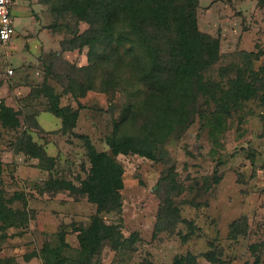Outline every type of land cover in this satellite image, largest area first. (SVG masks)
<instances>
[{
  "label": "rangeland",
  "instance_id": "374dc122",
  "mask_svg": "<svg viewBox=\"0 0 264 264\" xmlns=\"http://www.w3.org/2000/svg\"><path fill=\"white\" fill-rule=\"evenodd\" d=\"M65 1L49 0L50 19L42 26L50 33L56 29L63 32L62 41L70 45L74 33H83L88 24L76 23L75 17L66 10ZM198 1V28L219 39L221 55L205 73L207 79L228 83L235 75L236 66L249 63L250 70L264 82V8H259L256 0ZM17 29L24 33L21 27ZM20 39L24 38L20 37L18 44ZM102 49H97V54ZM5 51L4 48V54ZM69 51L81 52L86 57L77 56L71 64L50 61L48 65L40 57L39 76L49 77V84L60 95L62 105L77 107L80 103L77 131L87 134L98 151H108L106 138L115 127L117 132L127 133L136 132L141 125L137 116L122 113L128 97H132L128 93L137 86L134 65H129L126 59L107 82L103 60L90 68L88 47ZM241 52L250 54L249 62ZM51 56L57 58L55 54ZM85 58L87 62L81 66ZM80 85L90 87L82 97ZM69 86L76 98L67 90ZM32 108L31 115H35L45 104H34ZM18 114L24 123L21 109ZM42 117L50 121L57 119L49 112ZM36 133L40 137L41 133ZM15 135L13 130L0 126V160H3L0 189L6 197L22 194L12 207L26 203L31 220L24 231L8 229L5 232L8 236L0 241V257L12 258L13 264H40L38 259L26 262L24 256L44 243L57 245L61 226L85 225L95 206L84 199L73 200L67 193L40 195L35 185H42L47 173L38 170L33 159L21 154L12 160L7 151ZM58 140H64L65 145L56 157L53 174L78 184L89 167L82 141L76 136L61 134ZM161 152L158 161L137 155L117 157L123 167L122 207L119 214L103 217L106 221L120 220L124 237L137 235L134 251L126 256L123 264H173L174 258L187 253L195 255L199 264H214L203 256L208 251L220 259L221 263L215 264H252L255 258L250 246L264 242V105L261 98L242 103L227 117L216 113L211 99L199 97L191 122L169 137ZM168 196L186 222L177 223L172 232L154 235L158 212ZM243 215L247 217L246 234L230 238V224ZM65 230L69 248L63 253L74 256L78 245L76 233L71 231V226ZM118 262L115 253L105 245L99 264Z\"/></svg>",
  "mask_w": 264,
  "mask_h": 264
},
{
  "label": "trees",
  "instance_id": "16d2710c",
  "mask_svg": "<svg viewBox=\"0 0 264 264\" xmlns=\"http://www.w3.org/2000/svg\"><path fill=\"white\" fill-rule=\"evenodd\" d=\"M256 1L259 8H264V0ZM65 4L75 22H85L88 28L81 34L74 33L73 39L69 40L72 44L62 41L61 49L69 51L88 47L90 68L103 60L107 82L111 80L110 74L126 59L129 65H134L137 86L128 93L132 97H128L122 113L137 116L141 125L136 132L127 133H119L115 127L106 138L109 150L98 151L87 134L74 132L82 108L80 103L77 107L62 105L60 95L48 83L49 77L44 76L40 85L32 87L25 102L42 95L46 98L45 111L61 120L60 130L53 133L76 136L82 141L89 167L85 177L79 178L76 184L54 176L56 157L49 156L44 146L33 138V133L40 130L36 115L25 117L21 123L18 111L0 102V126L16 132L8 151L36 159L35 167L47 173L42 185H35L39 194L56 196L67 193L73 200L84 199L95 206V212L85 225L63 224L57 232V245L44 243L27 253L24 259L27 262L37 258L40 264H99L101 250L108 245L119 259L118 264H123L126 256L134 251L137 235L133 233L124 237L120 220L106 221L103 217L110 213L119 214L122 207L123 167L117 161L118 155H137L158 161L162 157V145L191 122L194 104L199 97L211 99L216 113L229 117L246 101L261 98L264 105V82L250 70L249 63L236 66L235 75L228 83L207 79L205 73L221 55L219 39L198 28V0H66ZM100 47L102 53L97 54ZM241 54L249 62L250 54ZM89 89L87 85H80V96ZM67 90L76 98L70 86ZM30 121H33L32 125ZM2 166L0 160V171ZM16 198H22V194L6 197L0 189V241L6 239L8 229L26 230L31 220L26 203L18 208L12 207ZM179 222L186 221L180 218L168 196L158 212L154 235L172 232ZM246 225L244 215L234 220L230 224V238L246 234ZM66 226H71V231L76 233L78 245L74 256L63 253L69 248L65 241ZM250 250L255 258L252 264H264V242L251 245ZM203 256L211 263H221L213 251ZM13 263L12 258L0 257V264ZM173 264L199 262L195 255L187 253L174 258Z\"/></svg>",
  "mask_w": 264,
  "mask_h": 264
},
{
  "label": "crops",
  "instance_id": "0c3cea01",
  "mask_svg": "<svg viewBox=\"0 0 264 264\" xmlns=\"http://www.w3.org/2000/svg\"><path fill=\"white\" fill-rule=\"evenodd\" d=\"M48 3L49 0H21V2L13 0L11 17L15 33L7 46L11 54L8 56L6 53L4 54L3 50L6 47L0 44V102L14 108L16 111L21 109L24 117L31 116L33 112L32 105L37 104L40 106L46 103V98L42 95L29 103L25 102L32 87L41 84L43 81L44 77L39 76L40 72L38 69L40 57L46 61V65L50 61H58V63L68 61L71 64L77 56L83 57L84 55L86 57V54H80L81 52L63 51L61 42L64 38V33L58 29L50 33L49 30L43 28V22L49 20L51 15L48 11ZM17 27H21L20 31H24V33L21 34ZM20 37L24 39H20V44H18ZM51 53L55 54L57 58L54 59ZM86 62L85 58V63L82 61L80 65H85ZM8 69L13 70L12 75L7 74ZM46 112L45 109L40 108L35 113V119L40 129L36 132L41 134L38 137L35 132L36 134H34L33 138L44 146L49 156L57 157L59 151H62L65 145L64 140H58V134L53 133L60 130L61 120L57 117V119H51V121L43 120L42 116ZM79 120L80 118L77 120L74 132L81 134L77 131ZM7 153L10 154L12 160L20 157V154L13 155L9 151ZM21 155L24 156L23 154ZM33 160V164L36 165L37 160ZM32 259L37 260V258Z\"/></svg>",
  "mask_w": 264,
  "mask_h": 264
},
{
  "label": "built area",
  "instance_id": "2783aa9c",
  "mask_svg": "<svg viewBox=\"0 0 264 264\" xmlns=\"http://www.w3.org/2000/svg\"><path fill=\"white\" fill-rule=\"evenodd\" d=\"M13 6V0H0V44L8 48L15 31L11 17V8ZM11 52L7 49L6 55H10ZM13 70L8 69L7 74L12 75Z\"/></svg>",
  "mask_w": 264,
  "mask_h": 264
}]
</instances>
